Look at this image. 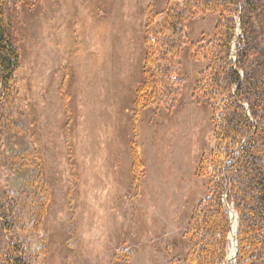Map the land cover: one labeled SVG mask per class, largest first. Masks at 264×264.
Masks as SVG:
<instances>
[{"label": "rangeland", "instance_id": "obj_1", "mask_svg": "<svg viewBox=\"0 0 264 264\" xmlns=\"http://www.w3.org/2000/svg\"><path fill=\"white\" fill-rule=\"evenodd\" d=\"M7 1L21 61L17 95L0 111V202L17 238L44 264H120L127 254L128 264H182L184 233L210 186L199 170L204 159L212 170L218 146L223 98H194L218 17L197 15L173 37L168 9L195 0ZM147 40L158 47L153 67L181 81L167 107L136 106ZM36 175L50 192L41 224ZM0 232L1 249L11 238Z\"/></svg>", "mask_w": 264, "mask_h": 264}, {"label": "trees", "instance_id": "obj_2", "mask_svg": "<svg viewBox=\"0 0 264 264\" xmlns=\"http://www.w3.org/2000/svg\"><path fill=\"white\" fill-rule=\"evenodd\" d=\"M7 2L0 0L2 118L3 110L10 108L17 95L16 74L21 61L7 19ZM205 13L217 16L218 22L213 38L206 44L208 66L200 74L194 98L208 106L221 96L223 106L214 119L218 141L211 154L214 167L210 170L209 159H204L199 170L200 177L210 176L208 195L192 212L184 233L186 256L182 264H225L235 219L238 226L233 264H264V0H195L189 11L170 7L166 31L180 37L191 19ZM146 45L136 106L167 107L173 97H180L181 81L177 82L174 68L153 67L158 47L153 40H147ZM180 48L179 43L177 49L167 51L165 59L179 55ZM23 162L22 169L30 170L33 163L25 157ZM133 165L137 170L141 168L136 151ZM30 185L37 197L34 222L41 224L50 203L49 188L40 175L33 176ZM6 211L1 200L0 229L11 239L0 249V264H44L43 254L17 238ZM128 256H123L120 264H128Z\"/></svg>", "mask_w": 264, "mask_h": 264}, {"label": "bare ground", "instance_id": "obj_3", "mask_svg": "<svg viewBox=\"0 0 264 264\" xmlns=\"http://www.w3.org/2000/svg\"><path fill=\"white\" fill-rule=\"evenodd\" d=\"M236 222V223H235ZM235 222L233 221V229H232V231L234 230V233H235V231L237 230V224H238V221L235 219ZM236 224V225H235ZM235 225V226H234ZM235 237V236H234ZM230 239L232 240V232H231V234H230ZM234 254H235V243H234V239H233V247H232V250H231V253H230V256H229V258H228V262L229 261H231L232 259H233V257H234Z\"/></svg>", "mask_w": 264, "mask_h": 264}, {"label": "water", "instance_id": "obj_4", "mask_svg": "<svg viewBox=\"0 0 264 264\" xmlns=\"http://www.w3.org/2000/svg\"><path fill=\"white\" fill-rule=\"evenodd\" d=\"M237 217V216H236ZM238 225V224H237ZM237 228V227H236ZM234 240H236V231H235V237L233 238ZM235 245H236V243H235Z\"/></svg>", "mask_w": 264, "mask_h": 264}]
</instances>
